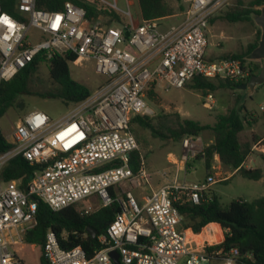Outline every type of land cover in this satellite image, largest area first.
<instances>
[{"label":"built area","instance_id":"obj_1","mask_svg":"<svg viewBox=\"0 0 264 264\" xmlns=\"http://www.w3.org/2000/svg\"><path fill=\"white\" fill-rule=\"evenodd\" d=\"M95 1L115 11L118 19L104 21L98 15L90 21L85 10L71 2L59 11H46L38 9L35 0H17L19 20L0 9V82L41 51L47 56L69 52L75 56L71 64H89L100 78L96 89L70 106L63 118L54 121L35 109L13 126L7 139L11 146L0 153V172L17 156L35 169L23 187L19 180L0 176V264H22L15 249L36 225L39 201L52 211L84 202L97 207L116 202L120 207L105 232L95 236L99 247L90 256L80 246L61 249L48 230L41 250L46 264H114L112 251L120 264H242L250 254L237 248L209 250L222 242V230L215 240V229H209L206 238L181 226L179 207L199 204L211 185L228 179L218 161L201 182L173 180L152 188L144 155L129 129L133 116H151L150 91L158 96L159 90L183 88L196 77L247 82L250 59L206 55L209 21L230 0H189L181 20L166 29L161 28L162 19H135L129 0H123L126 10L117 7V0ZM32 29L39 32L34 42ZM213 104L210 91L203 93L201 106L211 110ZM263 142L253 144L250 152L264 153ZM179 144V156L168 154L172 159L167 161L181 167L205 146L200 137L191 136ZM133 152L139 162L135 173L129 166ZM160 175L166 177L165 172ZM142 186L149 191L139 205L129 189Z\"/></svg>","mask_w":264,"mask_h":264},{"label":"trees","instance_id":"obj_2","mask_svg":"<svg viewBox=\"0 0 264 264\" xmlns=\"http://www.w3.org/2000/svg\"><path fill=\"white\" fill-rule=\"evenodd\" d=\"M180 2V0H176ZM17 0H0V9L13 18L19 20L15 4ZM65 2L82 7L88 20H94L98 15L116 18L115 11L106 6L97 4L95 0H35L38 9L46 11H59ZM140 17L142 19H163L173 14L165 0H137ZM264 5V0H253L247 7L234 8L224 13L223 18L231 22H253L254 16L259 13V8ZM212 19V18H211ZM210 19L209 23L212 22ZM110 21V20H109ZM257 38L247 46L243 53L225 55L235 59H248L251 50L257 45ZM74 55L65 52L47 56L44 51L39 52L31 62L19 69L15 75L6 81L0 82V117L14 106L23 107L18 101L21 96H37L40 99H56L64 105L72 106L84 101L90 94V89L79 82L74 81L69 73V64L74 60ZM47 70V77L37 75L40 65ZM252 74L260 69V63L251 61ZM238 84H230L223 81H207L202 78H193L188 87L194 91H215L221 87L236 89ZM148 97H156L151 91ZM255 122L252 113L246 110L242 100V92L224 113L217 114L212 124H201L191 119H182L178 114H165L149 117L136 115L130 120L129 129L136 125L140 130H145L154 138L170 139L180 142L183 137H200L208 131L211 138L203 141L205 146L201 156L205 169L210 171L211 160L229 170L235 171L242 178L257 181L264 176V154H259L263 168H245L243 162L250 153L251 146L259 140L258 136L240 138L241 132ZM201 138V137H200ZM9 144L0 133V153L6 151ZM137 153L130 155L129 166L135 173L139 162ZM35 167L30 166L21 156L11 159L0 172L3 180H19L21 187L30 179ZM80 204H73L58 211H52L45 203L39 201L36 209V225L24 236L27 244L40 246L45 239V234L51 230L59 247L70 250L80 246L90 256L92 251L98 248L96 239H91L87 233L90 228L101 235L113 221L119 212V204L114 202L106 207H97L95 210L86 211L78 209ZM179 214L184 221V228L193 233H199L208 224L218 225L223 232V240L209 250L228 251L237 248L241 253L250 254L249 259L241 260L242 264H264V197L252 201L242 199L231 200L226 206H221L215 196L202 193L199 204H184L179 207ZM216 225V226H217ZM217 226V227H218ZM218 227V228H219ZM203 228V229H204ZM202 229V230H203ZM202 232V231H201ZM40 264H46L40 255Z\"/></svg>","mask_w":264,"mask_h":264},{"label":"rangeland","instance_id":"obj_3","mask_svg":"<svg viewBox=\"0 0 264 264\" xmlns=\"http://www.w3.org/2000/svg\"><path fill=\"white\" fill-rule=\"evenodd\" d=\"M112 2V0H106ZM131 2L130 11L133 13L135 19L140 18L137 0H129ZM253 0H230L227 5L222 7L213 17L212 22L207 28V47L206 55L211 58L225 57V55L239 54L246 51L247 46L253 43L257 38V30L259 28L254 22H231L223 18L226 11L234 8L247 7ZM173 14L165 17L161 21V28L166 29L170 25L177 24L181 18L182 13L188 5V0H165ZM117 7L120 10H126V5L123 0H117ZM104 21H108V17L103 15ZM260 35V31H259ZM39 32L36 29L30 30L31 41L38 39ZM69 73L71 78L87 86L93 92L100 81L99 76L95 75L89 64L83 66H76L69 64ZM37 75L41 78L47 77V70L45 65L41 64ZM245 108L258 117L257 122L251 127H246L240 134V138H249L250 131L257 134H264V111L259 107L264 105V84L258 86L256 90L248 97L243 99L244 91L227 87H221L215 91H210L214 98V104L211 110H206L201 106V97L203 92L189 89L188 83L183 88H171L168 91H158V96L148 98V108L151 111V116L165 114H178L182 119H191L198 121L201 124H212L217 114L224 113L229 107L234 104L235 98L241 94ZM23 107L14 106L7 110L6 113L0 117V133L5 140L10 139L13 126L26 113L32 110H40L45 112L52 120H59L63 118L70 106L64 105L61 101L56 99H40L37 96H21L19 98ZM131 133L138 142L140 152L144 155L145 168L149 173V182L152 188L159 185L166 184L175 180L182 183H197L205 179L208 172L205 169L202 157L196 156L190 160L187 165L181 167L179 164H171L168 159H172L173 154L176 157L180 154V144L170 139L154 138L148 131L140 130L136 125L130 127ZM260 137L259 135H257ZM203 141H208L211 134L208 131L200 135ZM264 144V142H263ZM257 153V152H256ZM258 154V153H257ZM264 154V153H263ZM211 164L217 162L212 159ZM245 165L249 168L262 167V162L258 157L254 156L253 162L248 160ZM181 169V170H179ZM222 175L226 176L230 173L220 165ZM165 172L166 177H161L160 173ZM129 185L125 184L124 189H128ZM135 202L139 205L142 203V195L147 193L149 189L146 186L129 189ZM208 196H215L221 206H226L231 200L242 199L244 201H252L259 197H264V176L263 179L253 181L242 178L239 174H232L228 179L219 181L211 185L205 192ZM97 208V205L92 203H81L78 207L80 210L92 211ZM181 226L184 227V221H181ZM219 227V226H218ZM216 225L211 224L205 227L203 237H208V230L215 229L218 233V240L221 229ZM220 229V230H219ZM201 232V231H200ZM15 253L22 262V264H40L41 250L38 245H30L24 243L21 248H16Z\"/></svg>","mask_w":264,"mask_h":264},{"label":"water","instance_id":"obj_4","mask_svg":"<svg viewBox=\"0 0 264 264\" xmlns=\"http://www.w3.org/2000/svg\"><path fill=\"white\" fill-rule=\"evenodd\" d=\"M254 24L259 28L260 35L257 45L251 50L249 59L260 63V69L256 74H252L246 83L237 87L238 90L244 91L243 99L250 96L258 86L264 84V5L259 8V13L253 18ZM87 233L94 239L96 231L90 228ZM114 264H120L118 255L115 251L109 253Z\"/></svg>","mask_w":264,"mask_h":264},{"label":"crops","instance_id":"obj_5","mask_svg":"<svg viewBox=\"0 0 264 264\" xmlns=\"http://www.w3.org/2000/svg\"><path fill=\"white\" fill-rule=\"evenodd\" d=\"M188 2H189V0H188ZM261 106H263V110H261L260 109V107ZM260 107H259V109L263 112L264 111V105H261ZM247 110V109H246ZM248 111V110H247ZM250 112V111H249ZM250 113H252V112H250ZM252 116L255 118V122L252 124V125H254L256 122H257V120H258V117L255 115V114H253L252 113ZM251 125V126H252ZM250 126V127H251ZM253 135H255V136H257V135H259L260 137V139L259 140H257L256 142H258V141H260L261 139H263L264 138V134H257L256 135V133L255 132H253V131H250V133H249V138L251 137V136H253ZM256 142H254L253 144H255ZM252 144V145H253ZM250 151H251V149H250ZM258 153V152H257ZM256 152H250L248 155V157L247 158H245V160H244V162H243V166L245 167V168H249L248 166H246L245 165V162L248 160L249 162H253V158H254V156H256V157H258L259 156V154H263V153H258L257 154ZM257 168H260V167H257ZM263 168V165H262V167H261V169ZM232 174H235V171H232V172H230V173H228V178L232 175ZM261 179H263V177L261 178ZM261 179H259V180H261ZM215 224V223H214ZM209 225H211V223L209 224ZM208 226V225H207ZM206 227V226H205ZM205 229V228H204ZM204 229L202 230V233H203V231H204Z\"/></svg>","mask_w":264,"mask_h":264},{"label":"bare ground","instance_id":"obj_6","mask_svg":"<svg viewBox=\"0 0 264 264\" xmlns=\"http://www.w3.org/2000/svg\"><path fill=\"white\" fill-rule=\"evenodd\" d=\"M203 236H204V235H203V233L201 232L199 237H203ZM199 237H198V238H199ZM206 238H208V237H206Z\"/></svg>","mask_w":264,"mask_h":264},{"label":"snow or ice","instance_id":"obj_7","mask_svg":"<svg viewBox=\"0 0 264 264\" xmlns=\"http://www.w3.org/2000/svg\"><path fill=\"white\" fill-rule=\"evenodd\" d=\"M5 22H7V21L5 20Z\"/></svg>","mask_w":264,"mask_h":264}]
</instances>
